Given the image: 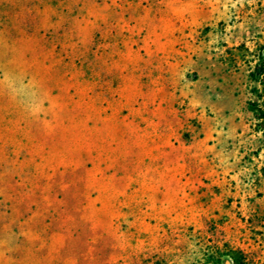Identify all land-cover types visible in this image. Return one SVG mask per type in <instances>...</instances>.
<instances>
[{
    "label": "rangeland",
    "instance_id": "obj_1",
    "mask_svg": "<svg viewBox=\"0 0 264 264\" xmlns=\"http://www.w3.org/2000/svg\"><path fill=\"white\" fill-rule=\"evenodd\" d=\"M255 109L264 0H0V264H264Z\"/></svg>",
    "mask_w": 264,
    "mask_h": 264
},
{
    "label": "trees",
    "instance_id": "obj_2",
    "mask_svg": "<svg viewBox=\"0 0 264 264\" xmlns=\"http://www.w3.org/2000/svg\"><path fill=\"white\" fill-rule=\"evenodd\" d=\"M116 30H117L116 27H113L111 29L112 32ZM113 38L114 37L110 36V34L107 35V33H105L102 27L96 29L93 33L92 39L90 40L91 44L89 46L88 58L82 61H81V58H78V57L75 59L76 65L81 66V68L83 69V75H82L83 81L87 82L88 85L90 86L87 92L88 95L90 96L101 98L102 90L106 89L108 86L107 84L104 83L103 78H102V65H96L95 63H93L94 61L93 56L99 55L100 59L102 60V54L106 53L108 49L107 45L108 44L111 45L113 43L112 42ZM96 69L99 70L98 73L94 71ZM261 70H262V67L260 64H258L256 68V73ZM119 83H122V79L116 78L111 82V85H114V84L116 85ZM109 95L111 96L110 93ZM255 110L258 111V114L260 117L264 118V114H262V111H260L259 109H255Z\"/></svg>",
    "mask_w": 264,
    "mask_h": 264
}]
</instances>
